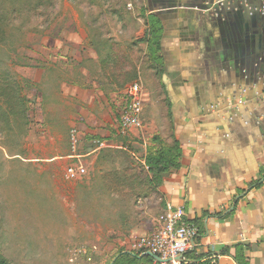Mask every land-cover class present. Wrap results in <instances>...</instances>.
Here are the masks:
<instances>
[{"label":"crops","instance_id":"1","mask_svg":"<svg viewBox=\"0 0 264 264\" xmlns=\"http://www.w3.org/2000/svg\"><path fill=\"white\" fill-rule=\"evenodd\" d=\"M138 1L140 23L128 20L123 2L107 26L92 25L114 34L91 37L84 24L62 40L70 54L62 57L58 97L46 105V121L33 118L49 132L30 139L32 188L74 208L68 226L52 234L60 248L53 252L87 235L103 240L109 264L120 252L155 264L151 252L130 246L158 229L171 202L200 229L188 261L264 264V0ZM154 23L162 66L149 50ZM140 25L139 38H127ZM136 80L144 85L143 128L124 135L116 111ZM69 129L77 130L75 147L63 134ZM174 140L181 166L158 183L146 157ZM70 164L86 173L66 180Z\"/></svg>","mask_w":264,"mask_h":264},{"label":"rangeland","instance_id":"2","mask_svg":"<svg viewBox=\"0 0 264 264\" xmlns=\"http://www.w3.org/2000/svg\"><path fill=\"white\" fill-rule=\"evenodd\" d=\"M123 2L128 20L140 23L135 12L138 0H0V257L8 264H109L111 253L105 251L103 240L87 235L75 237L69 246L99 243L100 250L90 260L70 263L68 245L63 252H53L60 248L52 234L67 225L74 208L32 188L35 180L28 159L30 139L42 140L49 132L44 123L34 125L33 118L37 116L38 123L45 120L46 105L58 97L54 91L63 70L62 57L70 54L62 40L81 34L84 24L91 27V37L114 34L92 25L107 26L115 18L110 11L124 10ZM129 3L132 10L127 8ZM121 16L118 20L124 21ZM143 26L127 38H139ZM51 127V133H62L59 126ZM63 134L70 138L71 129ZM41 144L37 142L38 149Z\"/></svg>","mask_w":264,"mask_h":264},{"label":"built area","instance_id":"3","mask_svg":"<svg viewBox=\"0 0 264 264\" xmlns=\"http://www.w3.org/2000/svg\"><path fill=\"white\" fill-rule=\"evenodd\" d=\"M129 8L132 4L128 5ZM264 9V7H263ZM144 85L140 80L132 82L126 91V102L120 114V133L128 134L132 130L143 128ZM78 143L77 130L71 131V144ZM86 173L82 164L69 165L64 173L68 181L76 180ZM199 226L187 219L183 206L168 202L159 217L158 229L150 235L139 236L130 246L133 253L151 252L160 259L155 264H184L187 253L199 236ZM100 250L98 245L82 244L69 249V262L76 263L81 258L91 259Z\"/></svg>","mask_w":264,"mask_h":264},{"label":"trees","instance_id":"4","mask_svg":"<svg viewBox=\"0 0 264 264\" xmlns=\"http://www.w3.org/2000/svg\"><path fill=\"white\" fill-rule=\"evenodd\" d=\"M159 29L155 26V23L152 24V27L149 31V50L151 52V59L154 64L162 66V58L158 54L160 50L159 44ZM182 158V148L178 141L174 140L173 144L169 147H163L155 152H151L146 157V165L148 166V171L152 174L154 180H157L158 183L161 182L162 177L171 170L177 169L181 166ZM194 255V253H190ZM149 256L139 257L137 254L120 252L113 262V264H142L149 260ZM0 264H8L6 260L0 257ZM184 264H212L210 260L190 262L187 261Z\"/></svg>","mask_w":264,"mask_h":264},{"label":"water","instance_id":"5","mask_svg":"<svg viewBox=\"0 0 264 264\" xmlns=\"http://www.w3.org/2000/svg\"><path fill=\"white\" fill-rule=\"evenodd\" d=\"M148 255L155 257L157 260L160 259L158 256H156V255H154V254H152V253H148ZM115 260H116V258L113 260V262H114ZM113 262H112L111 264H113Z\"/></svg>","mask_w":264,"mask_h":264}]
</instances>
